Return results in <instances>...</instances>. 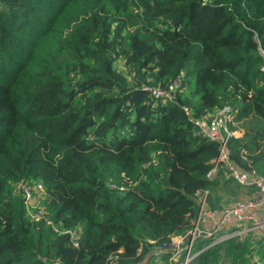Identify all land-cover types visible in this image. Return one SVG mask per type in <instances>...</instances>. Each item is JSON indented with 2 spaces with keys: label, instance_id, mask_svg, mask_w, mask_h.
Listing matches in <instances>:
<instances>
[{
  "label": "trees",
  "instance_id": "1",
  "mask_svg": "<svg viewBox=\"0 0 264 264\" xmlns=\"http://www.w3.org/2000/svg\"><path fill=\"white\" fill-rule=\"evenodd\" d=\"M263 67L264 0H0V264H138L147 239L191 227L197 192L221 207L239 188L223 171L207 178L218 145L181 105L197 117L233 110L227 127L243 136L229 139L231 158L264 175ZM180 75L176 104L141 90ZM19 182L44 185L46 212L82 229L79 247L30 221ZM255 252L264 260V236L190 264H247Z\"/></svg>",
  "mask_w": 264,
  "mask_h": 264
},
{
  "label": "built area",
  "instance_id": "2",
  "mask_svg": "<svg viewBox=\"0 0 264 264\" xmlns=\"http://www.w3.org/2000/svg\"><path fill=\"white\" fill-rule=\"evenodd\" d=\"M212 1L202 0L204 4ZM182 84L183 75H180L167 88L144 85L141 90L155 103L176 104L177 94L181 92ZM180 107L188 121L197 129L198 135L218 145V156L213 161L207 178L214 179L223 171L224 177L233 180L242 192L245 191L244 194L247 197L233 204L214 208L209 204L208 190L197 192L194 199L198 206V213L191 227L170 236L169 240L160 244L155 240L147 239L146 244L142 243L137 251L138 257L143 256L138 264H190L204 251L231 239L244 240L249 236H264V218L259 216L261 212H264V175L241 169L231 158L228 141L231 137H237V132L229 131L227 126L234 119V111L226 107L197 117L192 108L185 105ZM111 188L116 186L112 185ZM249 190L252 193L247 195L246 192ZM13 194H22L26 215L31 222L44 223L55 233L68 235L72 246L79 247L83 235L82 229L65 230L61 229L59 223L53 222L46 212L45 187L41 182H19L14 186ZM145 245H148L146 253H144ZM254 255L247 264H264V260ZM53 264L61 263L56 261ZM109 264L122 263L118 256H114L110 258Z\"/></svg>",
  "mask_w": 264,
  "mask_h": 264
},
{
  "label": "rangeland",
  "instance_id": "3",
  "mask_svg": "<svg viewBox=\"0 0 264 264\" xmlns=\"http://www.w3.org/2000/svg\"><path fill=\"white\" fill-rule=\"evenodd\" d=\"M116 66L120 72L125 73L126 69L124 66V61L122 59H119L118 62L116 63ZM237 137L243 136V131H236ZM223 176V175H222ZM223 182L227 181V178L223 176ZM223 193V200L220 202L221 206H226L235 203L236 201L242 199L245 197V194L240 192V190L234 188V186L229 185V190L228 192L222 191ZM262 213V212H261ZM260 218H264V216H260ZM259 254L257 253V256Z\"/></svg>",
  "mask_w": 264,
  "mask_h": 264
},
{
  "label": "crops",
  "instance_id": "4",
  "mask_svg": "<svg viewBox=\"0 0 264 264\" xmlns=\"http://www.w3.org/2000/svg\"><path fill=\"white\" fill-rule=\"evenodd\" d=\"M183 92H184V91H183ZM240 137H241V135H240ZM222 179H223V178H222ZM233 183H234V182H233ZM234 185L237 186L235 183H234ZM237 187H238V186H237ZM238 188H239V187H238ZM239 190H240V192H242L240 188H239ZM244 192H245V191H243L242 193H244ZM246 193H247V195H248L249 193H252V191L249 190V192H246ZM246 197H247V196H245L244 198H246ZM259 216H264V212L260 213ZM254 254H255L254 256H256V258L261 259V258H260V255L257 256V252H255Z\"/></svg>",
  "mask_w": 264,
  "mask_h": 264
}]
</instances>
